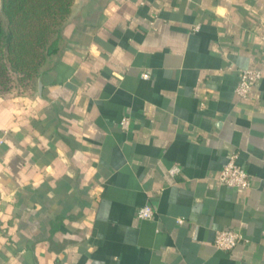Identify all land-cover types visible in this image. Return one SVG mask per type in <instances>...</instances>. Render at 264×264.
Here are the masks:
<instances>
[{
    "label": "crops",
    "instance_id": "crops-1",
    "mask_svg": "<svg viewBox=\"0 0 264 264\" xmlns=\"http://www.w3.org/2000/svg\"><path fill=\"white\" fill-rule=\"evenodd\" d=\"M232 153L250 188L217 180ZM0 264H264V0H75L37 88L0 96Z\"/></svg>",
    "mask_w": 264,
    "mask_h": 264
},
{
    "label": "trees",
    "instance_id": "trees-1",
    "mask_svg": "<svg viewBox=\"0 0 264 264\" xmlns=\"http://www.w3.org/2000/svg\"><path fill=\"white\" fill-rule=\"evenodd\" d=\"M75 0L0 1V96L30 94L64 41Z\"/></svg>",
    "mask_w": 264,
    "mask_h": 264
},
{
    "label": "built area",
    "instance_id": "built-area-1",
    "mask_svg": "<svg viewBox=\"0 0 264 264\" xmlns=\"http://www.w3.org/2000/svg\"><path fill=\"white\" fill-rule=\"evenodd\" d=\"M199 29V27H195ZM144 78H148V73H143ZM262 78V72L257 69H243L240 71L239 83L236 89L237 94L245 98L249 95L250 91L258 84ZM121 124L124 128L129 125V118L125 117L122 119ZM181 172L179 166L175 165L170 169L172 175H177ZM217 180L231 188H250L251 187V176L247 170L238 164L237 154L232 153L228 156L227 163L224 168L217 176ZM155 210L151 205H144L138 209L137 215L140 219H151L154 216ZM182 222L183 219L178 220ZM247 241L244 235L231 229H224L217 232L215 237V244L219 249L232 250L240 242Z\"/></svg>",
    "mask_w": 264,
    "mask_h": 264
}]
</instances>
